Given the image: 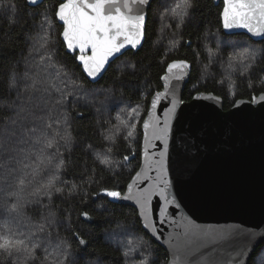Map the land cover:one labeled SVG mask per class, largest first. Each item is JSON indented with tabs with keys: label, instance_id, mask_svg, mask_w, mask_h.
<instances>
[{
	"label": "trees",
	"instance_id": "1",
	"mask_svg": "<svg viewBox=\"0 0 264 264\" xmlns=\"http://www.w3.org/2000/svg\"><path fill=\"white\" fill-rule=\"evenodd\" d=\"M160 2L153 0L150 5L141 49L123 54L92 84L77 64V54H67L61 41L62 26L55 17L59 0H46L33 8L26 0H0V138L7 132L13 136L10 143L14 149L9 145L7 152L20 160L15 169L25 170L27 176L25 180L18 173V177L34 190H46L47 198L36 209L42 207L41 213L55 222V228L46 231L44 242L62 251L63 264L167 263V253L142 229L137 211L110 202L105 190L122 194L139 168L141 123L151 96L162 88L160 79L170 62L186 60L192 65L184 101L199 92L213 93L222 98L227 110L238 100L264 94V40L255 42L244 34H224L222 3L215 5L213 0H189L192 6L187 9L173 5L165 13L163 27ZM44 19L52 28L46 38L54 51L51 63L73 74L86 89L101 93L98 109L70 100L60 86L44 84L29 89L31 84L27 83L24 90L15 87L13 76L24 72L22 65H36L40 59L32 53L39 52L41 30L37 29ZM35 37L33 48L30 42ZM216 37L218 45L213 42ZM228 61L231 89L224 80ZM106 92H111L112 99L108 100L111 111L107 112ZM123 106L138 109L135 118L129 120L135 133L132 141L124 138V131L117 134L118 126L106 118ZM17 137L25 145L17 146ZM132 154L133 159L126 164L124 157ZM104 155L108 163L102 162ZM34 167L39 170L34 171ZM118 232L129 243L116 239ZM80 240L85 243L80 244ZM139 240L141 252L147 257L145 263L139 260L140 251L135 252L139 248L132 250ZM0 264L14 263L0 253ZM249 264H264V243Z\"/></svg>",
	"mask_w": 264,
	"mask_h": 264
},
{
	"label": "water",
	"instance_id": "2",
	"mask_svg": "<svg viewBox=\"0 0 264 264\" xmlns=\"http://www.w3.org/2000/svg\"><path fill=\"white\" fill-rule=\"evenodd\" d=\"M44 1L36 0L33 4L26 0L31 8ZM152 1L140 5L138 0H129L131 14L145 16L140 44L125 45L119 53L110 56L95 80L88 76L78 59L79 49H68L61 35L66 53L77 54V64L90 83L98 82L109 65L123 54L141 49ZM213 2L222 3L220 17L224 34H244L255 42L264 40L242 27L225 28V0ZM122 4L123 0L121 7ZM122 11L127 10L122 7ZM56 20L62 26V34L64 24ZM83 54L91 56V49ZM180 61L187 66L169 70V64ZM169 64L160 79L162 88L151 96L141 123L139 168L120 198L109 197V200L137 211L142 229L167 253L166 264H249L264 243V94L251 100H238L227 110L222 98L213 93L199 92L184 101L192 65L186 60ZM153 100L156 107L152 106ZM174 100L176 111L169 117L167 110ZM157 119L161 127L165 119L171 125L166 175L161 173L158 163L164 141L154 138L151 126L143 128L145 121L152 125ZM133 157V154L129 156L126 164ZM186 229L203 237L204 246L198 253L188 254Z\"/></svg>",
	"mask_w": 264,
	"mask_h": 264
},
{
	"label": "rangeland",
	"instance_id": "3",
	"mask_svg": "<svg viewBox=\"0 0 264 264\" xmlns=\"http://www.w3.org/2000/svg\"><path fill=\"white\" fill-rule=\"evenodd\" d=\"M161 7H158L160 16V21L163 27L165 26L166 11L174 6H183L184 1L182 0H161ZM40 31V43L37 45V51L32 53V56L37 55L40 59L36 62V65L25 63L23 64L24 72L22 74H15L14 84L19 90H24L27 83L31 84V89L33 86L41 87L44 84L51 87H62L69 97L70 100L78 101L83 104H88L89 107L96 106L98 109L100 107V94L92 89H86L82 86L79 80L70 73H67L62 67L57 66L56 63H51V58L54 55V51L50 50L47 44L46 38H48L49 33L52 31L51 24L48 20L44 19L43 26H38ZM41 28H44L42 30ZM37 37L30 42V46L33 44ZM214 45H218V38L214 39ZM35 48V45H32ZM230 61L227 62L224 70L225 75V85L228 89H231L229 85V76H231V66ZM34 74L32 77H27L28 74ZM53 92L52 90H50ZM35 92L32 91V94ZM47 94V93H46ZM45 94V95H46ZM108 98L104 103L105 111L107 109L111 111V104L109 103L111 99V92H106ZM109 100V101H108ZM118 112L113 115H109L106 118L110 120L113 125L118 126L116 128L117 134L122 131L126 132L127 140H134L135 133L132 127L129 126V120L135 118L138 114V109L130 107L128 109L125 106L118 108ZM19 112H16L18 116ZM131 132L132 135L129 136L128 133ZM115 133V135H116ZM7 132L4 137L0 138V237H6L8 241H11L12 245L16 247H10L8 251L0 248V253H2L8 260L14 264H29L30 262L39 264H63L64 258L60 255L62 252L60 249L57 250L53 245H50L44 240L47 238L46 231L48 229L55 228V222L47 218L37 210L36 207L41 205L43 198L46 197V190L38 188V190L32 189L30 183L23 182L19 177H23L26 180V171L23 169H15L20 160H15L9 157L7 152V147L10 145L12 149L13 145L10 140L13 136H8ZM15 144L25 145L22 138H15ZM100 157V156H99ZM102 158V157H101ZM24 159V158H23ZM103 160H108L107 156L104 155ZM115 162V160H114ZM9 163V164H7ZM112 166V163H109ZM28 170V169H27ZM31 170V169H30ZM39 168L34 167V171H38ZM33 174V169L30 171ZM41 189V190H40ZM39 204V205H38ZM29 210H32L30 212ZM58 224V222L56 221ZM116 235V239L123 243H129L127 238H123L121 235ZM118 236V238H117ZM24 241L23 245L19 242ZM135 246L133 244V249L139 248L140 251L139 260L143 263L146 262L147 257H145L141 252V240H139ZM3 242V241H0ZM35 246V247H34ZM127 247V246H126ZM20 250L17 251L16 249ZM131 250V253H132ZM11 253V255L9 254Z\"/></svg>",
	"mask_w": 264,
	"mask_h": 264
},
{
	"label": "snow or ice",
	"instance_id": "4",
	"mask_svg": "<svg viewBox=\"0 0 264 264\" xmlns=\"http://www.w3.org/2000/svg\"><path fill=\"white\" fill-rule=\"evenodd\" d=\"M149 0H138L140 5H145ZM35 4L36 0H31ZM223 11V21L225 28L242 27L255 36L264 37V0H225ZM192 5L189 0H184V8H190ZM126 9L127 11H122ZM66 0L59 4L56 10V18L64 24L62 36L68 49L78 48L81 55L78 59L83 63V67L89 77L95 80L104 70V66L110 56L119 53L125 45L136 47L140 44L144 29V15H132V9L129 0ZM179 7V5L177 6ZM91 49V56L84 55L86 49ZM184 61L173 62L168 65L169 70L177 67H186ZM152 106L156 107V100H153ZM177 107V102H172V107L167 110V115L171 117ZM159 119L155 124L150 125L145 121L144 129L150 126L153 128V136L157 140L164 141V151L160 153L159 169L162 174L167 173L165 157L167 156L168 135L171 130L169 120L163 121L160 126ZM132 135L131 132L128 133ZM48 147H51L49 144ZM125 160L128 157H124ZM108 163L107 160L102 161ZM165 187H168V181H164ZM59 191V189H57ZM108 197L120 198L118 191H107ZM130 198V197H126ZM163 212V210H161ZM87 215V213H84ZM147 227V225L145 226ZM188 238L185 241V248L188 254L198 253L203 244V237L191 233L186 229ZM207 233L203 236L207 237ZM0 248L8 251L12 245L6 237H0ZM80 244L85 241L80 240ZM20 245L24 241L19 242ZM35 247V246H34ZM17 251L20 249L17 248ZM11 255V253L9 252Z\"/></svg>",
	"mask_w": 264,
	"mask_h": 264
}]
</instances>
